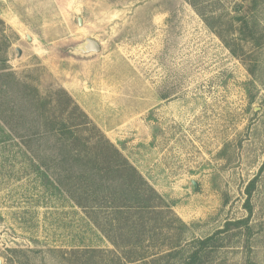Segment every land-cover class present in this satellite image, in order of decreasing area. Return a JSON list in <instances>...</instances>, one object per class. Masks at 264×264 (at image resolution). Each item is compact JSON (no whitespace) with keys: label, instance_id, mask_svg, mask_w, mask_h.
<instances>
[{"label":"rangeland","instance_id":"374dc122","mask_svg":"<svg viewBox=\"0 0 264 264\" xmlns=\"http://www.w3.org/2000/svg\"><path fill=\"white\" fill-rule=\"evenodd\" d=\"M3 66L18 82L0 73V264H181L248 216L253 179L251 236L223 232L199 264H264V0H0ZM58 90L168 206L140 221L105 199L100 230L66 190L87 178L33 110L39 94L58 115Z\"/></svg>","mask_w":264,"mask_h":264},{"label":"trees","instance_id":"16d2710c","mask_svg":"<svg viewBox=\"0 0 264 264\" xmlns=\"http://www.w3.org/2000/svg\"><path fill=\"white\" fill-rule=\"evenodd\" d=\"M4 72H7L6 68L4 66L0 67V73L4 75ZM7 74L8 78L18 82L17 77L12 72L5 75ZM57 93L61 95H58L60 102L65 97L68 103L65 107L60 108L61 110L58 115H51V109L47 110L46 108L47 102L45 97H41L38 93V96H36L38 97L36 106L33 110H35L36 115H44L43 125L49 128L48 132L51 131L53 134L60 136L59 138L62 140L60 141L61 145L66 153L65 160H70L73 166L78 164V169L75 171L77 179L87 178L86 185H81L78 188H76V185L66 187L71 198L84 210L87 212L89 210L91 214L98 213L97 210L102 208L106 199L108 201V203L105 202L108 204L107 207H113V210H118L120 213H123L121 210H134L140 221L145 217L144 214L163 208V204L168 206L163 196L130 163L120 149L108 137L104 136L89 114L76 103L74 98L66 90H58ZM61 104L58 103L57 105ZM40 105L45 109H37ZM66 113H69L70 116L76 115L79 121L75 123L66 121L63 117ZM11 127L15 130V127L12 125ZM86 129L96 130L101 133L97 139H87L85 141L91 149L88 154L77 151L74 148L76 142L82 141L81 139ZM16 134L23 138V135ZM26 146L30 148L29 145L26 144ZM107 174L111 175L109 179L106 178ZM255 180L253 179L250 182L247 189L245 207L249 212L248 216L235 221H228L223 229H219L205 238L192 239L193 248L181 264H199L202 257L210 252V249L219 246L217 242L221 239L220 235L233 227H243L246 230L247 236H251L252 226L250 225V218L253 212L251 197ZM109 181L113 184L106 186L105 182ZM58 182L61 183L60 180ZM109 203L112 205L110 206ZM89 216L100 230L106 233L104 225L98 219L99 213L96 216H91L90 214ZM115 218L119 220L117 212ZM123 264L126 263L124 262Z\"/></svg>","mask_w":264,"mask_h":264},{"label":"water","instance_id":"95a60500","mask_svg":"<svg viewBox=\"0 0 264 264\" xmlns=\"http://www.w3.org/2000/svg\"><path fill=\"white\" fill-rule=\"evenodd\" d=\"M28 39H30V36H28ZM87 51H101V45L92 38H87V45H86ZM19 54H21V50L19 49Z\"/></svg>","mask_w":264,"mask_h":264}]
</instances>
